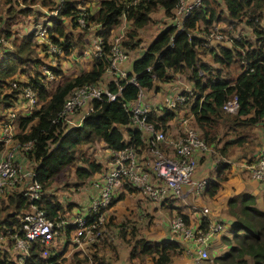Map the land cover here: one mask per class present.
Returning <instances> with one entry per match:
<instances>
[{
    "label": "trees",
    "instance_id": "trees-1",
    "mask_svg": "<svg viewBox=\"0 0 264 264\" xmlns=\"http://www.w3.org/2000/svg\"><path fill=\"white\" fill-rule=\"evenodd\" d=\"M131 1L99 0L93 13L85 10L84 25L81 27L76 22L75 0H64L55 14L47 18L45 23L49 40L59 45L66 57L74 52L79 54L83 48V39L77 36L72 40V36L66 33L65 18L72 28L87 30L94 27V35L100 38L102 51L100 57L91 59L87 70L62 79L53 88H47L43 73L34 68L40 67L41 63L43 66L45 63L41 57L49 55L46 46L32 42L31 33H24L17 45L13 39V48L10 51L4 50L1 54L0 124L5 121L7 111L21 100V86H30L35 104L29 112L16 111L12 142L16 141L19 145L31 143L30 148L20 155V159L26 165L31 164L28 167L32 171V180L40 187L37 199L30 200L17 188L7 189L0 196L1 237L20 228L19 218L31 203L41 209L48 219L70 211L72 203L62 204L55 194L47 192V188L66 166L79 159L81 145L101 142L107 150H120L130 146L138 153L144 149L146 137L139 129L130 125V114L125 106L137 98L139 91L157 89L156 84L170 82L175 73L182 74L195 91L186 104L192 115L191 125L197 129L205 145L213 148L222 158L228 157L238 148L241 152L240 159L244 158L246 163L254 160L252 157L246 158L243 149L252 143V136L255 138V126L259 125L264 134V26L261 25L264 0H201L202 6L183 17L179 23L173 19L178 0H142L135 4ZM27 2L31 6L35 1ZM39 2L47 10L53 9L51 0ZM157 9L170 22L149 40L139 56L132 59L130 70L123 78L110 79L105 83L108 92L117 94L115 99L108 100L102 95L100 99L91 100V110L83 116L79 125L67 127L59 117L63 102L76 86L95 84L101 80L109 66L110 42L107 38L117 27L121 15L129 25L120 44L128 52L139 45L138 30L151 22V13ZM16 13L26 18L32 14V9L22 7ZM7 15V18L12 15L11 8L6 9ZM217 22L231 25L232 28L227 31L231 37L229 44L205 45L204 37L193 33L198 23L203 25V32ZM8 24L9 22L6 23ZM237 25L241 33L235 32ZM10 35L11 31L4 29V38L7 39ZM36 46L39 47L41 56L32 55ZM205 55H208L210 61ZM25 65L32 66V76L28 75L29 70L23 69ZM55 66H46L53 76L60 72ZM16 73H26L27 76L24 81L12 79L11 76ZM6 78L9 80L6 81ZM4 89L8 91L2 93ZM232 98L236 101V110L232 113L225 112L221 107ZM177 109L161 108L159 113L148 114L146 121L165 131L168 129V122L176 117ZM1 145L0 143V148ZM80 159L83 164L74 167V186L82 185L90 176L104 169L103 163L88 157ZM233 162L219 161L220 173L233 167ZM223 179L224 176L206 181L203 192L212 196ZM122 187L128 192L134 191L125 183H122ZM118 198L121 195L112 200L108 207ZM260 199L261 209L257 207L255 197L248 192H238L228 198L225 213L232 221V228L229 237L221 238L226 241L228 248L210 258L211 264H264V191ZM176 215L188 225L186 214L177 211ZM208 226V218L201 216L197 232L205 233ZM39 251L38 242H32L23 264H56L54 259L58 257V253L42 258ZM179 252L180 248L173 240L147 241L139 238L130 246L128 257L142 260L148 256L150 264H169L172 255ZM10 256V248L3 249L0 246V264H12Z\"/></svg>",
    "mask_w": 264,
    "mask_h": 264
},
{
    "label": "built area",
    "instance_id": "built-area-1",
    "mask_svg": "<svg viewBox=\"0 0 264 264\" xmlns=\"http://www.w3.org/2000/svg\"><path fill=\"white\" fill-rule=\"evenodd\" d=\"M53 9L50 15L55 14L64 0H51ZM142 0H132L133 4ZM202 6L201 0H178L174 10V21H179L190 15L193 10ZM85 10L79 9L76 13V22L84 25ZM123 16V15H122ZM206 31H201L204 35ZM29 33L38 45L43 44L47 48L50 64L55 65L56 57L61 53V47L53 44L47 34V23L38 22L31 26ZM199 36V35H198ZM205 39V45L224 43L229 44L230 38L225 37L218 31H211ZM124 31L116 34L109 49V66L107 70L112 75L111 79L123 78L126 71L122 66L127 61L128 53L121 46V39ZM2 40V38H0ZM100 38L92 44V50L82 51L84 57H100L102 55ZM43 79L49 80L53 77L50 69L43 67ZM132 82V79H129ZM128 80V81H129ZM14 86V84H13ZM142 91L138 92L137 98L125 106L130 114V125L136 127L146 137L145 148L139 153L132 147H125L120 150H109L104 169L95 173L92 180V189L88 195L87 205L79 212H74L68 217L59 214L56 218L48 219L41 209L30 204L28 210L19 218L20 228L13 232H7V241H10V257L12 264H23L28 254V248L32 242L40 245L39 256L48 258L58 253L62 234L67 225H71V239L77 243V239L88 241L90 235L102 221V213L112 200L117 197L118 187L122 183L143 194L151 203L159 204L165 199L181 197L184 188L194 186L195 189L202 188L204 180L193 184L197 156L209 152V147L200 138L197 129L192 126V116L179 118L178 123L181 129L178 134L171 137L166 130L155 128L152 123L146 121V116L152 112H158L161 108L173 110L184 105L187 100L193 97L194 91L190 87L181 86L178 91L164 98L162 104H146L143 101ZM104 95L108 100H114L117 94L108 92L105 85L83 84L73 88L63 102L59 117L67 127L79 125L83 116L90 110V103L93 99H100ZM21 100L13 109L7 111L5 121L0 124V143L7 145L0 154V196L5 194L7 189L17 188L27 195L30 200L39 196V185L32 180L31 169H25L19 156L30 148L31 143L19 145L12 142L15 128L16 111L29 112L35 104L33 92L28 85H22L20 91ZM237 104L234 98L227 100L222 105V110L232 113L236 110ZM81 113L78 121L72 123L70 116ZM159 113V112H158ZM240 167L246 170L250 178L259 181L261 191H264V152L260 151L251 163L243 162ZM20 185V187H19ZM171 235L185 239L198 240L201 248L198 249L194 264H202L207 258L206 247L211 235L221 230L219 223L208 226L205 233H199L196 229L185 225L181 218L173 217L169 222ZM98 232H95V237ZM6 239V236L1 239ZM61 248V247H60ZM59 248V249H60ZM54 259V262L58 259ZM49 264V263H45Z\"/></svg>",
    "mask_w": 264,
    "mask_h": 264
},
{
    "label": "rangeland",
    "instance_id": "rangeland-1",
    "mask_svg": "<svg viewBox=\"0 0 264 264\" xmlns=\"http://www.w3.org/2000/svg\"><path fill=\"white\" fill-rule=\"evenodd\" d=\"M27 1L28 0H0V38H2V40H0V56L4 50L10 51L13 48L11 44V41L13 39L14 43L17 45L18 41L21 40L22 35L24 33L29 32L31 26H33L34 23L45 22L50 16L49 10L41 6L39 0H33L35 2L31 6L27 5ZM75 1L77 9H81L82 11L88 9L92 11L91 13H93L98 6L97 4L99 0ZM26 6L31 7L32 14L27 15L26 18H22L23 16H19L16 12L17 10L19 11L22 7L28 8ZM8 8L12 9L13 18L12 15L10 16V18H7L8 15L6 16V9ZM64 20L65 31L66 33L72 36V40H74L77 36H80L82 40V37L85 38V36L89 32H91L90 29L84 30L77 27L72 28L68 20L66 18ZM7 22H9L8 25H6ZM169 22V19L164 18L163 13L160 9H157L156 11L151 13V22L145 25L140 30H138L139 45L135 48V50H129L127 52L129 54V58L131 57V59H133L138 53L136 51H138L139 49H145L149 40L155 36L158 30L162 29L166 24H169ZM123 25L127 30L129 24L123 22ZM261 25L264 26V14L263 19L261 21ZM119 27L120 26L117 25V27L114 28L112 33L114 36L120 31H126L123 27H120V29H118ZM202 27L203 25L201 23H198L193 33L201 36L202 38L204 37L205 39H210L208 34L211 31H218L225 37L231 39V37L229 36L230 33L227 31H229V28L232 27L226 22L213 23L211 27L207 29L204 35L201 33ZM4 29H8L11 31V35L7 39L4 38ZM239 31V25H237L235 28V32L238 33ZM143 41H145L144 44ZM32 42H35L38 45V43L33 38ZM31 49H33V47H31ZM33 51L34 52L32 55H34L35 57L41 56L38 46H36L35 50L33 49ZM74 57H66L64 54H59L56 57H53L55 59L56 64V66H54L58 67L60 72L57 76H53L51 79L47 80V88H53L62 79L74 77L76 74L80 73L81 71H85L89 68L91 60H89L88 57H84L79 54L75 55ZM41 58L45 64L42 66L41 63L40 67L34 68L38 69V71L43 73L44 66H53L50 64V58L48 56L44 55V57ZM205 58L210 61L208 55H205ZM211 64L214 65L213 63ZM31 67L32 66L25 65L23 66V69L25 71L29 70L28 75L32 76L34 74V70ZM26 76V73H16L12 75L11 78L24 81ZM7 80H9V78H6V81ZM171 83L176 88H179L184 85L186 87H190L192 91H194L192 86L189 85L190 83L182 74H173V80L171 81ZM7 91V89H4L2 93ZM153 96L154 95L151 93V91L149 93H144L145 101H150L149 103L153 104L154 102L162 103V100L160 98L161 96H154V98ZM190 116L192 115L188 110V104L185 103L184 105L179 106L177 109V117H175L169 122L168 129L166 130V132L171 137H174L175 133L176 135L178 134V129H181L178 123L179 118H189ZM70 121L72 123H75L73 120ZM255 132L262 133L259 125L253 128V135L255 134ZM254 146L260 147L261 144H259L258 141H256L255 138L252 136V143H249L247 146H245V149H243V151H245V156L249 154V151H251V148ZM5 148L6 144H2L0 148V154L1 151ZM79 151V159L75 160L74 164L66 166L52 181L51 186L47 188V192L55 194L57 199L61 201L62 204L70 202L75 208L74 210L71 209V211H69L68 213L62 214L61 217H68L72 214V211H75L76 209H81L82 207L86 206L87 201L89 200L88 195L92 189L93 175L86 179V181L82 185H73V183L75 182L74 167L78 164H83L80 157H88L90 159L95 160V162L103 163V159L107 155L106 148L101 142H93L91 144L81 145L79 147ZM240 153V150L238 148H235L231 155L226 158H222L216 154L213 148L209 147V152L203 154L201 156V159L197 160L195 170L197 169L198 165L206 159L205 162L208 163V168H210V171H213L214 180H216L217 178L219 179V177L222 178L223 174L225 175V173H229V176L230 173H232L235 169H233L231 172L229 171V169H225L222 171V173H220V167L218 166V162H224L225 160L230 162L239 161L238 159H240ZM30 165L31 164L29 163L28 165L23 164L25 169H30L28 167ZM240 170H242L241 173L244 175V177L248 178L247 185L255 187L257 189L260 188L259 181L250 178L245 169ZM200 172L201 170H199L198 174H200ZM192 180H194V176H192ZM201 180H204L206 183L207 179H198V181ZM221 181L222 180H220V182ZM205 183L200 189V192L204 191L203 189L205 187ZM190 187L191 186H187L186 188ZM192 193L195 192L193 191ZM113 194L114 196L115 194H118L117 197L121 195V198H118V200H115L110 207L104 209L102 213V221L93 231V234L90 235L88 241H82V239H77L79 243L73 241L71 239V235L73 233L72 230L68 233L67 237H65V233L62 234V240L60 242H56V245H58L59 248L61 247L60 249L58 248L60 255L55 262L56 264H115L118 262V253H121L122 255V248L126 245H128L129 248L134 243L135 239L142 238L147 241L155 239L156 241H160L159 239L161 238L159 237H161V235L172 236L171 234H169L170 229L168 228V221L173 217L177 216V211H183L184 207L187 208L186 206H175V204L181 205L182 203L186 205V202H184L181 197H175L173 200L167 203L165 207H163L162 205L151 203L147 198L144 197V195H141L136 190L128 192L124 187H122V184L120 187H118V192H114ZM117 197H115L114 199H116ZM198 197L203 201V203H206V199L204 197ZM194 210H196L198 214L200 213L198 207L194 209L192 207H189V212ZM96 231L98 232L97 237H95ZM65 240L66 243H64ZM0 246L3 249H8L9 242L7 241V235L6 239L2 238L0 240ZM146 257L147 256L144 257L142 263H139L138 259L134 258L135 261L133 264H149V258ZM207 257L208 258L205 260L204 264H211L209 259L212 257H210V254L207 255Z\"/></svg>",
    "mask_w": 264,
    "mask_h": 264
},
{
    "label": "crops",
    "instance_id": "crops-1",
    "mask_svg": "<svg viewBox=\"0 0 264 264\" xmlns=\"http://www.w3.org/2000/svg\"><path fill=\"white\" fill-rule=\"evenodd\" d=\"M78 10L79 9H77V11ZM123 22L128 23L124 19V16L121 15V17L119 19L118 26H120L121 28L123 27L125 29ZM120 27L118 29H120ZM90 30H91V32H89L85 36V38L82 37L83 42H84L83 48L81 49L82 51H86V50L91 51L92 50V44L96 41L97 37L94 35V27L90 28ZM112 33H113V31L110 32V34L107 38V41H109V42H111L112 38L114 37V35ZM144 43H145V41H143V44ZM81 50L79 52V55L83 56ZM143 50L139 49L138 51H136L138 53L136 54L135 57L139 56L143 52ZM75 55H77V54L74 52V53H71L70 56L74 57ZM88 58H89V60H91L90 56ZM131 61H132V59H131V57L129 58V54H128L127 61L124 62L123 66H122L123 70H125L126 72H128L130 70ZM111 77H112V75L109 73L108 70H106L102 74L101 80L97 83H99L100 85H105V83L107 81H109L111 79ZM171 81L156 84L157 89H153L151 91V93L154 96H161L160 98L162 100L161 101L162 103H163L165 97H167V96L175 93L176 91H178V88L174 87L172 85ZM149 92L144 91L142 93V95H143L142 99H143L144 103H146V104H153V103H149L150 101H145V99H144V93H149ZM154 96H153V98H154ZM162 103L154 102V104H162ZM80 116H81V113H75V114L71 115L69 118H70V120L77 122ZM176 117H177V115H176ZM169 122H168V125H169ZM263 136H264L263 133L255 132V138L258 141V143L261 144V146L260 147H258V146L254 147V149L251 151V153L249 155L246 156V158L252 157V160H253V159H255L256 155L260 151L264 152V137ZM9 144H11V141L7 143L6 147ZM106 151L108 154L109 150L106 149ZM202 155L203 154L198 155L197 160H200ZM105 159H106V157L103 159L104 160L103 165H105L104 164ZM20 161H21L22 165L25 164L24 160L22 162V160L20 159ZM205 161H206V159L203 160L198 165L196 170H194V173L192 175V176H194V180H192L193 184L196 183L198 181V179H200V178L207 179L206 180L207 182H209L211 179L214 180L213 179L214 178L213 171H210V168H208V166H207L208 163ZM243 162H245L244 158L240 159L239 161H234L232 163L233 167L232 168L229 167L228 169L230 172L233 169H235V170L232 173H230L229 176H228L229 173L228 174L225 173V175L223 174L224 179L221 182H224V183L219 182L218 190L212 196H208L204 192H200L199 189H195L194 186H191L190 188H184V191H183L182 196H181V198L184 200V202H186V205L183 203L181 205L175 204L176 207H179V206H186L187 207V208L184 207V209H183V211H181V213L186 214L188 216L189 223L187 226L190 228L197 230L199 218L201 216H206L208 218L209 225L214 224V223H219L221 225V230L219 232L211 235V237L208 241L206 251H207V255L210 254V257L217 256L228 248L226 241L222 240L221 238L222 237H229L230 236V230L232 228V221L230 220V218L225 213L226 202H227L229 197H231L233 194L238 193V192H248L255 197L257 207L260 209L262 208L261 199H260L262 191L260 188L257 189L255 187H251V186L247 185L248 178L244 177V175L241 173L242 170H240V169H242L240 167V165H242ZM237 168H239V169H237ZM199 170H201L200 174H198ZM94 175L95 174H93V177H94ZM201 175H203V176H201ZM193 191L195 193H192ZM141 195H143V194H141ZM198 196L204 197L206 199V203H203V201ZM174 198L165 199V200L161 201V203H159V205H162L163 207H165L167 205V203H169ZM188 205H192V206H188ZM189 207H192L193 209L198 207L200 213L198 214L196 210L189 212ZM71 209L74 210L75 208L73 207ZM71 209H70V211H71ZM81 209H76L75 211H72V213L77 212V211L79 212ZM170 220L168 221V228H169ZM67 226L69 228L64 229L65 237H67L68 233L72 230L71 225H67ZM169 234H171V233L169 232ZM159 238H161V239H159L160 241L161 240H173L178 244V248H180V252L178 254L172 255L169 264H194L193 260H194L195 256L197 255L198 249L201 248V244L199 243L198 240L185 239V238H181V237L176 238L173 235L172 236L161 235V237H159ZM150 241H156V240L153 239ZM64 243H66V240L64 241ZM129 251H130V247L128 248V245L123 247L122 251H121L123 254L121 255V253H118V262L115 264H133L135 259H129V257H128ZM146 258H149V264H150L151 263L150 257L147 256ZM143 259L138 260V262L142 263ZM205 260L202 262V264L205 263Z\"/></svg>",
    "mask_w": 264,
    "mask_h": 264
},
{
    "label": "clouds",
    "instance_id": "clouds-1",
    "mask_svg": "<svg viewBox=\"0 0 264 264\" xmlns=\"http://www.w3.org/2000/svg\"><path fill=\"white\" fill-rule=\"evenodd\" d=\"M90 58L93 59L94 57L90 56ZM95 58H97V57H95ZM106 70H107V69H106ZM106 70H105V71H106Z\"/></svg>",
    "mask_w": 264,
    "mask_h": 264
}]
</instances>
